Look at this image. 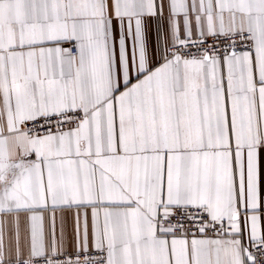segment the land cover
Here are the masks:
<instances>
[{
	"label": "snow or ice",
	"instance_id": "6c2138e0",
	"mask_svg": "<svg viewBox=\"0 0 264 264\" xmlns=\"http://www.w3.org/2000/svg\"><path fill=\"white\" fill-rule=\"evenodd\" d=\"M0 264H264V0H0Z\"/></svg>",
	"mask_w": 264,
	"mask_h": 264
}]
</instances>
